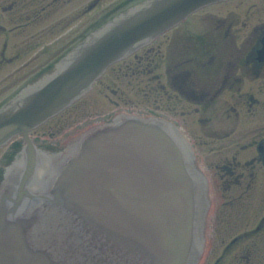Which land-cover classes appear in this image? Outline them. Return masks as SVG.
<instances>
[{
	"label": "water",
	"instance_id": "1",
	"mask_svg": "<svg viewBox=\"0 0 264 264\" xmlns=\"http://www.w3.org/2000/svg\"><path fill=\"white\" fill-rule=\"evenodd\" d=\"M219 0H144L88 33L0 107V264H199L210 208L194 151L171 122L119 112L40 145L29 132L114 61Z\"/></svg>",
	"mask_w": 264,
	"mask_h": 264
},
{
	"label": "flooded vegetation",
	"instance_id": "2",
	"mask_svg": "<svg viewBox=\"0 0 264 264\" xmlns=\"http://www.w3.org/2000/svg\"><path fill=\"white\" fill-rule=\"evenodd\" d=\"M74 1L0 0V71L49 31L65 29L74 20ZM106 1L74 2L71 13L76 20ZM109 1L101 19L144 0ZM20 70L9 73L1 91L11 94L20 85L12 77ZM94 88L123 96L118 105L129 110L144 106L139 109L173 123L191 144L211 201L200 264H264V0L200 8L112 64ZM130 93L143 99H127ZM68 128L56 119L36 131L60 144V136L74 133ZM17 139L0 155V181Z\"/></svg>",
	"mask_w": 264,
	"mask_h": 264
},
{
	"label": "rangeland",
	"instance_id": "3",
	"mask_svg": "<svg viewBox=\"0 0 264 264\" xmlns=\"http://www.w3.org/2000/svg\"><path fill=\"white\" fill-rule=\"evenodd\" d=\"M87 0H83L84 3ZM76 3H81L82 0H76L74 1ZM70 4L69 5V18H74L73 21L69 22L67 27L63 30L58 31H52L50 34L47 35L46 38L43 40V45L31 49L30 52L23 57L21 60L16 61L13 64L7 65L0 71V104L8 99L9 93L4 89V91H1V88H6L7 83L10 81L7 79V76L12 71H16V69L20 66L21 70L19 73H14L13 78H21V83L24 81L23 79L29 78V76H35L36 74H39L42 70H44L47 66H49L51 63H53L60 55L65 53L72 45L77 43L83 36H85L91 29H93L94 25L100 23V20L102 18L101 11L102 7L105 9L106 5L110 3L109 0L106 1L105 4L101 5V8L99 10H95L94 12H89V14L85 15H79L78 19L75 20L77 14L71 13V9L73 11L74 8H77L76 4ZM80 6V4H79ZM81 11H79L80 14ZM38 32V31H37ZM33 57V58H32ZM29 59L31 60V64L25 65ZM27 67V68H24ZM117 85V84H116ZM123 96L115 93H111L110 91L105 93H99L97 88H94L91 92H89L81 101V105H86V108H83L84 115L80 116L74 120V122L70 123V128L67 130L70 131H80L82 128H79L81 126V123H78L80 121L88 120L87 123H97L100 119L104 118L105 116L109 115L110 113H113L115 111H121L123 109H129L126 106L118 105L120 99ZM126 98H131L133 100H142V95H136L134 93H130V96H126ZM144 106H137V108L132 107V111L142 112L145 114H150L149 112L145 110H141L139 108H142ZM74 115L76 114L75 111H70ZM68 113V114H71ZM81 113V112H80ZM84 116V117H83ZM49 128V127H48ZM47 130V129H46ZM43 132V133H42ZM34 136L37 134L38 138L43 140L42 142L46 145L49 139V136L45 133L44 130L36 131L33 133ZM60 136L63 142L67 140V138ZM59 144L49 145L51 147L57 146ZM5 148L3 147L0 149V155L3 153Z\"/></svg>",
	"mask_w": 264,
	"mask_h": 264
}]
</instances>
